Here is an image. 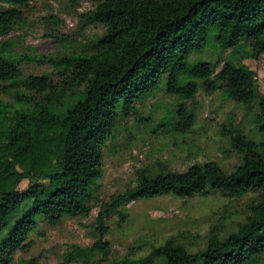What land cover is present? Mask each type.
<instances>
[{
  "label": "trees",
  "instance_id": "16d2710c",
  "mask_svg": "<svg viewBox=\"0 0 264 264\" xmlns=\"http://www.w3.org/2000/svg\"><path fill=\"white\" fill-rule=\"evenodd\" d=\"M31 1L0 0L10 5L0 10V35L13 30L23 18L19 8ZM94 1L85 16L104 33L85 50L46 60L51 73L23 77L9 45L0 43V89L16 92V104L0 98V264H18L15 251H30L34 241L28 238L42 220L57 225L89 213L104 173L106 142L150 93L163 88L178 97L176 132L195 123L187 102L200 88L222 90L247 109L258 106L255 122L264 127V93L255 70L231 59L222 65L193 59L210 48L264 56V0ZM231 144L242 156L231 172L216 161L185 171L162 163L139 168L135 185L101 204L97 240L70 245L63 262L88 264L109 253L107 217L132 201L259 192L238 230L225 237L213 232L203 249L190 251L168 239L147 255L111 264H264V138L236 128ZM25 180L27 188L20 189Z\"/></svg>",
  "mask_w": 264,
  "mask_h": 264
},
{
  "label": "rangeland",
  "instance_id": "374dc122",
  "mask_svg": "<svg viewBox=\"0 0 264 264\" xmlns=\"http://www.w3.org/2000/svg\"><path fill=\"white\" fill-rule=\"evenodd\" d=\"M0 2V10L9 7ZM95 7L94 0H34L19 8L23 18L0 43L9 45L23 77L51 73L50 57L85 50L105 31L101 24H91L85 13ZM215 64L231 59L255 70L258 89L264 93V56L244 57L231 49L216 48L195 54L193 59ZM220 65V66H221ZM219 66V68H220ZM8 90V89H6ZM0 98L16 104V92L0 89ZM179 99L161 88L150 93L138 105L137 113L122 121L104 150V173L95 189V201L89 213L66 217L57 225L42 220L28 240L34 244L29 252L17 250L13 258L18 264H65L64 252L74 243L91 246L96 240V218L101 204L110 197L136 184L137 171L146 165L185 171L191 165L218 162L225 171H233L242 156L232 147L236 128L249 137L264 138V127L255 122L258 106L252 109L230 99L222 90L208 92L200 88L196 97L187 102L196 116L187 132L172 129ZM28 180L20 189L27 188ZM259 192L240 197L220 193L181 198L165 194L151 199L132 201L118 213L107 217L109 253L98 255L88 264H111L125 256L147 255L154 245L174 239L190 251L203 249L213 232L225 237L238 230L251 203L260 199ZM83 264V263H78Z\"/></svg>",
  "mask_w": 264,
  "mask_h": 264
}]
</instances>
